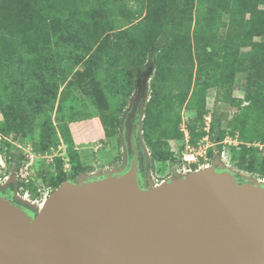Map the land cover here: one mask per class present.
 Returning <instances> with one entry per match:
<instances>
[{
	"label": "trees",
	"instance_id": "1",
	"mask_svg": "<svg viewBox=\"0 0 264 264\" xmlns=\"http://www.w3.org/2000/svg\"><path fill=\"white\" fill-rule=\"evenodd\" d=\"M136 1L130 9L126 0H0V154L11 148L13 134L31 137L38 154L64 143L66 155L57 156V171L44 179L51 193L66 180L79 181L92 166L70 128L76 120L60 113L68 91L87 82L86 92L102 111L90 118H100L106 137L116 138L119 148L127 144L125 154L112 159H126L122 171L134 156L125 130L141 123L150 150L149 159L137 139L144 185L156 161H177L170 140L185 139L183 109L196 114L186 123L191 145L210 136L215 146L207 148L209 158L226 147L234 168L264 179V0ZM240 73L245 98L232 93ZM213 87L217 101L237 107L236 129L222 127L215 112L210 130L204 128ZM228 136L238 143L225 146ZM17 159L19 169L24 156ZM190 165L198 169L200 163ZM19 185L35 200L40 195L34 181ZM15 189L10 182L1 191L26 206Z\"/></svg>",
	"mask_w": 264,
	"mask_h": 264
},
{
	"label": "water",
	"instance_id": "2",
	"mask_svg": "<svg viewBox=\"0 0 264 264\" xmlns=\"http://www.w3.org/2000/svg\"><path fill=\"white\" fill-rule=\"evenodd\" d=\"M133 149L37 214L0 193V264H264V182L213 166L145 186Z\"/></svg>",
	"mask_w": 264,
	"mask_h": 264
},
{
	"label": "rangeland",
	"instance_id": "3",
	"mask_svg": "<svg viewBox=\"0 0 264 264\" xmlns=\"http://www.w3.org/2000/svg\"><path fill=\"white\" fill-rule=\"evenodd\" d=\"M247 50L248 49H243L242 52L243 51L245 52ZM79 68L81 70L84 69L83 66H80ZM86 86H87V82L77 83L73 88H71L68 91V97L64 101L65 103H64L63 111L62 113H60V116L67 118L68 120H70L71 117L76 120L75 121L76 123L72 125L73 127H71L73 128L72 133L74 139L76 141L78 149L81 152L82 158L92 166V169L90 171L84 172L83 175H90L92 172L96 174H102L107 172H121L125 167L126 159H123V161H119L115 163L112 161V159L119 153V151H122L125 154V151L127 150L126 144L124 143L122 147L119 148L116 138L109 139L108 137H106V134L103 139H97L98 137H100V133H101L99 120L89 121V123L77 122L82 120L93 119L90 117L93 116L94 114L99 115L100 112H102L96 107L91 95H89L88 92H86ZM245 88H246L245 77L244 74L240 73L238 74L237 79L235 81V85L233 87V92H232L233 96L237 98H245V94H246ZM207 95H208L207 107L211 113L215 112L218 114L221 120L220 125L224 128H228L231 130L236 129L238 126V122L235 120L237 107L230 106L229 103H226L224 101H220V100L217 101L216 87L209 89ZM149 98L150 96H147V99ZM71 104H73L74 106L73 109L70 108ZM58 113L59 110L57 112V105H56L55 110L52 112L54 123L57 122L55 116L56 114L58 115ZM182 115L184 118L182 127H184L191 118L196 116L195 111L188 109H183ZM2 119H3V114L0 109V120ZM203 126L205 128L207 126L206 123ZM141 132L143 134V130H141ZM142 134L140 136L141 138H142ZM82 140H86V141L81 142ZM8 141L12 143L11 148L6 147V152L0 154V158H2L5 162V167H2L0 165V188L8 186L10 182H15L17 187V184H20L21 181L26 182L27 178L29 179V181L26 183H30L33 181L36 182L40 194L37 197V199L36 200L33 199L31 191L28 189L26 190V192H28L27 197L22 198V200H24V203L38 210L39 213L40 207L33 206L28 202H33L40 205L41 202H43L47 197H49V195L51 194V187L47 186L44 178L48 176L50 170L54 172L57 171L58 162L56 158L57 156L63 157L66 155L65 154L66 145L64 143H61L57 148H52L50 151L46 152L45 154H38V156L35 157L34 159L33 168L29 170L30 173L25 175L26 170L22 171L20 169L21 167L19 169L17 168L19 164V160L17 159V157L18 155L22 154L24 156V162H26L28 159L30 160L28 154L32 152L31 137L28 136L26 138V137H21L20 135L16 136L13 134L8 138ZM141 141L142 144L146 146V143L143 140V138L141 139ZM170 146L177 156V161L175 160L169 162L156 161L155 168L150 170L148 174L149 185L159 186L163 181L167 180L168 178L179 176V174H182L186 171L185 168H188L190 166V162H194V161H199V163H204L207 161H209L210 163L215 162L220 166H226L234 170L235 172H237V174L239 173V175L245 179L251 181L252 180L257 181L259 179V177H257L254 174L244 171H239L238 169L234 168L230 163L228 150L222 156V154L218 152V149L216 147L217 150L215 149L216 152L212 158H209V156L206 155V157L209 160L205 159L206 157L204 158V161L201 160L205 156L206 148L209 146H215V143L212 141L210 136H208L207 139H203L198 144V146H193L191 144L189 145L186 138L183 140L172 139L170 140ZM147 150L150 151L148 147ZM194 152L196 153L194 154ZM192 154H194V159L192 158ZM148 158L150 159L149 152H148ZM69 164L71 168L70 161ZM202 167L204 166L202 165ZM69 170L70 169H67V171ZM16 173H20L21 175L19 176L17 181H14V178L17 175ZM22 174L24 176H22ZM5 176H9L8 179H6ZM20 192H21V188H20ZM14 193L16 196V189L14 190ZM21 194L23 195L24 193L21 192ZM16 198L19 199L17 196Z\"/></svg>",
	"mask_w": 264,
	"mask_h": 264
},
{
	"label": "built area",
	"instance_id": "4",
	"mask_svg": "<svg viewBox=\"0 0 264 264\" xmlns=\"http://www.w3.org/2000/svg\"><path fill=\"white\" fill-rule=\"evenodd\" d=\"M211 119H212V115L211 114H209V115H207L206 117H205V123H206V127H205V129L207 130V131H209L210 130V124H211ZM182 130H184V132H185V138H186V140H187V142H188V144L190 145V135H189V131H188V129H187V127H186V125L184 126V127H182ZM208 138V136H206L204 139H207ZM233 143H235V144H237L238 143V141H236V140H234V139H232L230 136H228L225 140H224V144H225V146L226 145H231V144H233ZM31 148H32V152H30V154H28V157L30 158V160L27 162H24V164H23V166L21 167V170L23 171V170H26L25 172H26V174L25 175H27L28 173H30V171L29 170H31L32 168H33V165H34V159H35V157H37L38 156V153H36L35 151H34V149H33V147L31 146ZM195 148V147H194ZM194 148H193V150H194ZM208 148V147H207ZM207 148H206V150H205V156L204 157H206V154H207ZM148 151V150H147ZM149 152V154H150V151H148ZM196 152H194V154H195ZM226 153V147L224 148V150L222 151V156L224 155ZM194 154H192V158L194 159ZM203 155V154H202ZM205 159H207V160H209L207 157L205 158ZM194 162H196V161H194ZM192 162H190V164H191ZM0 165L2 166V167H5V162H4V160L2 159V158H0ZM202 165L204 166V167H202ZM64 166H65V169L67 170V169H70V164H69V159L68 158H64ZM213 166H217L216 165V163L215 162H212V163H210L209 161H207V162H204V163H200V165H199V167H198V169H193V167L190 165L188 168H185L186 169V171L184 172V173H182V174H179V175H185V174H188V173H191V172H194V171H197V170H201V169H205V168H210V167H213ZM17 175L15 176V178H14V181H17V179L19 178V176L21 175L20 173H16ZM103 174V173H102ZM92 175H100V174H96V173H94V172H92L90 175H81V176H79V180H83V179H85V178H87V177H90V176H92ZM22 176H24L23 174H22ZM8 177L9 176H5V178L6 179H8ZM29 181V179L27 178L26 179V182H28ZM257 181H260V182H264V179H258ZM20 185L19 184H17V187H16V196L20 199V200H22V198H26L27 197V194H28V192H24V194H25V196H24V194L22 195L21 194V192H20ZM21 194V195H20ZM22 201H24V200H22Z\"/></svg>",
	"mask_w": 264,
	"mask_h": 264
},
{
	"label": "flooded vegetation",
	"instance_id": "5",
	"mask_svg": "<svg viewBox=\"0 0 264 264\" xmlns=\"http://www.w3.org/2000/svg\"><path fill=\"white\" fill-rule=\"evenodd\" d=\"M126 124L124 125V127H125V129H126ZM141 130H142V126H141V123H134V126H133V130H132V132H130V133H128V131H126L125 130V133H126V135H127V140H131L130 142H131V145L132 146H136V143H137V139H139V140H141L142 138L140 137L141 136V134H142V132H141ZM126 144V143H125ZM143 145V144H142ZM126 146H127V144H126ZM143 147H145L144 149H145V152H146V154H147V157H148V152H147V147L146 146H144L143 145ZM138 153H139V151H138ZM140 159V158H139ZM217 165V167H220V165H218V164H216ZM140 176H141V178L143 177V175H142V173H141V170H140ZM239 178H243V177H241V176H239ZM142 183H143V181H142ZM144 185V184H143ZM145 186H147V185H145ZM0 193H2V194H7V195H9V196H11V194H10V192L9 193H3L2 191H1V188H0ZM14 195H15V193H13ZM12 197V196H11ZM19 200V199H18ZM24 205H26V206H24L31 214H32V212H31V209H32V207L31 206H29L28 204H26V203H24L23 201H21Z\"/></svg>",
	"mask_w": 264,
	"mask_h": 264
},
{
	"label": "crops",
	"instance_id": "6",
	"mask_svg": "<svg viewBox=\"0 0 264 264\" xmlns=\"http://www.w3.org/2000/svg\"><path fill=\"white\" fill-rule=\"evenodd\" d=\"M142 1V0H141ZM126 2L128 3V8L133 9L134 7L138 6V1L136 0H126ZM212 115V113H210ZM100 122V137H98L97 139H103L105 137V130L104 127L102 125V122L100 120L99 117H93V119H88V120H82V121H77V122H85V123H89V121H98ZM76 122L74 121L73 123H70V128L73 127L72 125L75 124ZM73 128H71L72 130ZM86 140H82L81 142H84Z\"/></svg>",
	"mask_w": 264,
	"mask_h": 264
},
{
	"label": "bare ground",
	"instance_id": "7",
	"mask_svg": "<svg viewBox=\"0 0 264 264\" xmlns=\"http://www.w3.org/2000/svg\"><path fill=\"white\" fill-rule=\"evenodd\" d=\"M47 198L43 202H41L40 205H38L36 203H33V202H28V203L33 205V206L40 207V211H41L44 208V205H45V202H46Z\"/></svg>",
	"mask_w": 264,
	"mask_h": 264
},
{
	"label": "clouds",
	"instance_id": "8",
	"mask_svg": "<svg viewBox=\"0 0 264 264\" xmlns=\"http://www.w3.org/2000/svg\"><path fill=\"white\" fill-rule=\"evenodd\" d=\"M24 202V201H23Z\"/></svg>",
	"mask_w": 264,
	"mask_h": 264
}]
</instances>
